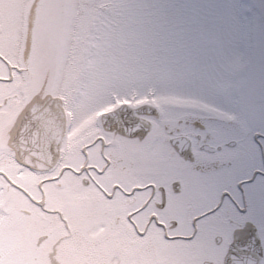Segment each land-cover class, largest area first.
I'll return each instance as SVG.
<instances>
[{
    "label": "snow or ice",
    "instance_id": "snow-or-ice-1",
    "mask_svg": "<svg viewBox=\"0 0 264 264\" xmlns=\"http://www.w3.org/2000/svg\"><path fill=\"white\" fill-rule=\"evenodd\" d=\"M0 264H264V0H0Z\"/></svg>",
    "mask_w": 264,
    "mask_h": 264
}]
</instances>
